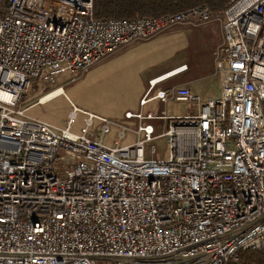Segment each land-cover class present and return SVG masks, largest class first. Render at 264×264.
Wrapping results in <instances>:
<instances>
[{
	"label": "built area",
	"instance_id": "obj_1",
	"mask_svg": "<svg viewBox=\"0 0 264 264\" xmlns=\"http://www.w3.org/2000/svg\"><path fill=\"white\" fill-rule=\"evenodd\" d=\"M213 19L223 31L213 52L219 94L155 89L186 64L150 79L139 110L123 114L137 121L135 142L121 145L124 127L105 145L111 120L70 100L63 128L27 115L35 81ZM151 100L185 112H144ZM152 119L165 120L159 134ZM158 137L167 158L146 159L143 144ZM244 251L264 252V0H230L217 17L198 5L133 18H97L93 0H0V264H239Z\"/></svg>",
	"mask_w": 264,
	"mask_h": 264
},
{
	"label": "rangeland",
	"instance_id": "obj_2",
	"mask_svg": "<svg viewBox=\"0 0 264 264\" xmlns=\"http://www.w3.org/2000/svg\"><path fill=\"white\" fill-rule=\"evenodd\" d=\"M221 22L213 19L201 24L181 23L149 39L129 43L87 71H64L50 83L35 81L25 95V105L29 107L26 113L63 128L72 109L71 101L80 109L111 120L102 138L105 145H113L124 127L121 145L131 144L137 139L134 132L137 121L125 120L123 114L126 109L138 110L139 98L147 87L148 78L170 63L185 62L192 65L209 60L214 56L213 52L221 39ZM58 86H62L63 93L45 103H37L42 95ZM162 107L158 100H151L143 107V111L150 110L157 114ZM165 108L167 114L184 111L183 105L173 101H168ZM83 118L81 112L75 114L71 128L73 132L79 131ZM101 125L100 121L94 120L90 129L99 130ZM152 145L155 147L153 153L150 151ZM143 154L146 159H166L169 154L167 138L158 137L151 143H144Z\"/></svg>",
	"mask_w": 264,
	"mask_h": 264
},
{
	"label": "trees",
	"instance_id": "obj_3",
	"mask_svg": "<svg viewBox=\"0 0 264 264\" xmlns=\"http://www.w3.org/2000/svg\"><path fill=\"white\" fill-rule=\"evenodd\" d=\"M230 0H93V14L97 18L159 17L201 5L211 17L223 14ZM264 264L263 251H244L239 264Z\"/></svg>",
	"mask_w": 264,
	"mask_h": 264
},
{
	"label": "crops",
	"instance_id": "obj_4",
	"mask_svg": "<svg viewBox=\"0 0 264 264\" xmlns=\"http://www.w3.org/2000/svg\"><path fill=\"white\" fill-rule=\"evenodd\" d=\"M197 24H201V23H197ZM220 31H221V39H220V42H221V40L223 38L222 23L220 25ZM183 64H186L187 69H185V70H183L177 74H174L172 76L166 77L165 79L157 82L155 85V89H169L170 87H174V86H187L195 94L199 95L202 99L215 97L219 94V78L215 73V57L214 56H212L209 60L202 61V63L196 62L195 64L193 63L192 65H189L185 62L173 63V64L170 63L168 66H165L163 68V70H161L159 73L148 78L147 81H149L150 79L156 78L160 75H163V74L167 73L168 71H170V70H172V69H174L180 65H183ZM147 88H148V82H147V87H146L145 91L147 90ZM145 91L143 92V94L145 93ZM166 103L165 104L161 103L163 105V107L158 111L157 114H155V113L154 114L158 115L161 110H163V109L166 110V108H165ZM178 103L183 105L184 111H182L178 114H168V115H182L185 112L186 105L182 102H178ZM143 107H142V110H143ZM127 110H130V109H126L125 111H127ZM138 110H139V105H138ZM138 110H136V111H138ZM131 111H133V110H131ZM150 112H152V111H150ZM125 120L136 121L135 119H126V118H125ZM152 121H154L155 123ZM164 121L165 120H163V119H152L149 122L153 124V126L156 130V133L159 134L163 130V127L165 124Z\"/></svg>",
	"mask_w": 264,
	"mask_h": 264
},
{
	"label": "bare ground",
	"instance_id": "obj_5",
	"mask_svg": "<svg viewBox=\"0 0 264 264\" xmlns=\"http://www.w3.org/2000/svg\"><path fill=\"white\" fill-rule=\"evenodd\" d=\"M169 72V71H168ZM167 73H165V74H163V75H166ZM163 75H160V76H158V77H156V78H153V80H156V79H159L161 76H163ZM55 91H53V92H50V93H46L45 95H42L41 97H40V103H42V102H44L47 98H50L53 94H55L54 95V97L56 96V95H58V94H61V89L59 88V87H57L56 89H54Z\"/></svg>",
	"mask_w": 264,
	"mask_h": 264
}]
</instances>
